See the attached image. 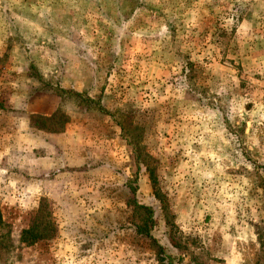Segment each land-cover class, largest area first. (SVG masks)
<instances>
[{
	"label": "rangeland",
	"instance_id": "obj_1",
	"mask_svg": "<svg viewBox=\"0 0 264 264\" xmlns=\"http://www.w3.org/2000/svg\"><path fill=\"white\" fill-rule=\"evenodd\" d=\"M0 206V264H264V0H0Z\"/></svg>",
	"mask_w": 264,
	"mask_h": 264
},
{
	"label": "trees",
	"instance_id": "obj_2",
	"mask_svg": "<svg viewBox=\"0 0 264 264\" xmlns=\"http://www.w3.org/2000/svg\"><path fill=\"white\" fill-rule=\"evenodd\" d=\"M68 116L62 111H57L51 117H44L41 115H36L32 117V122H34L39 128L46 129L49 132H58L63 129L62 123L67 121ZM144 211V223L138 226V232L145 237L155 241L150 235V228L153 224V212L150 208L146 206H138ZM36 222L30 226L29 229L22 232V240L28 241L31 244L36 243L39 240L50 239L53 237L55 232V226L52 222V213L49 210L46 201H43L36 212L35 217ZM4 226L3 215L0 206V230ZM162 250V248H160Z\"/></svg>",
	"mask_w": 264,
	"mask_h": 264
}]
</instances>
